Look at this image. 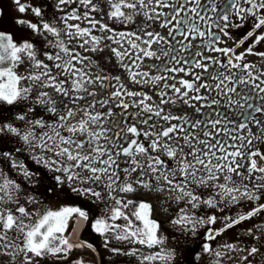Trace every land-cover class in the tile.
<instances>
[{"label": "snow or ice", "instance_id": "1", "mask_svg": "<svg viewBox=\"0 0 264 264\" xmlns=\"http://www.w3.org/2000/svg\"><path fill=\"white\" fill-rule=\"evenodd\" d=\"M68 0H60V3H67ZM85 6L93 3V0H80ZM137 3L142 8H146L144 0H137L136 3L133 0H114L110 3V11L108 15L112 18L123 19L124 22H132L133 16L126 13L122 9H135ZM210 7L201 4V0H184V3L178 4L176 2H170V0H155V5L151 9V13L145 12L147 19H158L161 15L165 16L162 23V27H168V37L161 35L155 31H146L145 27L138 29L140 35L136 32L119 33L121 39H126L131 49H125L123 52L112 49L113 52L119 58L125 56L129 57L130 63L124 65L128 70L129 76L133 82H147L151 80L153 82L164 81L160 86L158 95L161 97L159 101L155 102V107L146 101L152 100L151 96L145 93L128 91L125 85L118 84L114 87V90L110 96L104 100L96 101V92L89 91L87 85L99 84L101 89L107 87L104 83L108 79L120 80V77H107L103 72H98L94 76L89 75L82 69L75 67L76 63H83V58L73 47H69L71 38L75 37H89L90 39H84V44L91 43L95 50V45L99 42L100 37L92 36L91 29L81 28L80 25H67L68 29L75 28V32L63 31V36L69 38L65 40L62 37V29L55 27L50 23H43L42 26L31 21L20 19L18 24H26L34 33H40L42 30L51 33L57 37V40L52 45L59 49L55 54L45 53L47 59L53 61L50 66L45 64L42 60L37 59L34 45L27 39L17 43L9 33L0 32V101L7 103L8 105L15 104L18 100L26 99V94L31 91L28 87H20V83L23 80L38 81V87L41 88H53L57 93H60L65 99L59 102L62 111L56 107L57 101L51 98L49 92H41L37 95L36 99L41 104L47 105V110L57 116V120L53 124L46 123L44 120H30L29 123L33 126L39 125L40 128L46 129L40 134H35L31 128L26 130L23 134L20 131L8 124L0 127V132L8 131L15 133L17 136L32 145L33 147H39L43 151L52 153V157L45 159L44 157H38L37 162H42L46 167L55 166V171H60L63 176H57L54 179L57 182H63L66 178L68 181L73 179L79 180L81 183L95 184L103 181L106 187L109 189V196L114 202L111 208V220L124 216L128 220L127 226L122 229V234L117 235V239L127 240L132 239L135 242L146 245L151 248L156 244L163 241V237L157 234L160 227L159 223L150 219L151 205L146 202H140L137 210L132 214L136 220L142 222V227H135L133 221L122 212V208L126 205L117 196L111 195L112 191L118 190L119 192H132L135 191L133 183L128 182L127 179H121L120 172L130 175L132 172L141 170V175L135 181L136 184L145 188H150L151 176L155 175L156 179H163L170 190H176L181 193L182 198L188 197L189 203L196 207V202L201 197L194 195L192 191L187 190L191 185H206L215 187L218 191L216 193L221 199L228 197L231 202L238 201V195H242L249 200H257L259 196L256 192L260 188H264V185H253L251 189L244 185L245 191L241 193L240 187L232 180L227 173H234L237 176H242L245 180L251 179V173L253 171L264 173V166L258 167L257 161L253 157L260 156L264 160V153L259 151L249 150L247 153L241 151L242 148L249 149L252 145V139L264 138V119H257L256 114H264V80H261L259 84L255 83L259 80V76H254L250 69L252 65L244 64L243 66L236 61H242L244 55H235L230 48H214L212 46V34L210 32L201 31L199 22L213 21V26L224 31L227 35L225 28L228 27L230 21V14L234 13L240 19H244L241 13H248L251 15L256 14V10L264 9V0H260L259 3H255L254 0H246V3L250 4V8H244L241 5V0H233L230 5L229 13L219 18L225 21L224 25L216 24L215 17L209 16L208 13L212 12L218 14L217 5L215 0H209ZM15 4L18 6V11L24 13L29 7L21 3V0H15ZM193 5L191 8L187 5ZM178 5V6H177ZM158 7H171L172 12L170 14L159 13L156 11ZM32 12L36 16L41 15V9L38 7H32ZM92 11H96V6L93 5ZM183 13V16L181 15ZM87 17V13L84 14ZM71 19H81L80 16L73 13ZM197 18H199L197 20ZM67 17L65 18V20ZM92 28H95L96 24L100 23L94 18L89 21ZM264 26V17H258L254 28L259 29ZM102 31L112 30L107 25L101 24ZM247 36L253 35L252 32L246 34ZM148 37V39H144ZM169 37L171 39H169ZM177 37H183V40H178ZM207 38L208 44L206 45L210 50L221 52L228 57L227 62H222L210 56H203L202 51H196L191 59L179 58L181 51L187 50L191 45L187 43L189 39ZM105 39H112L113 37H104ZM216 40L219 37H215ZM264 40V32L257 35L256 42ZM115 42L120 43V40ZM154 43H167L169 48H161L158 51L164 56L169 57V63L188 64L190 67L200 68L204 72H208V80L215 81V83H199L202 77L197 74L193 77L192 81L180 79L177 81L184 89L176 87L175 84L167 83L168 80H175L176 76L156 75L151 76L149 72L134 71V68H139L143 61V58H157L159 56L156 51L152 50ZM248 53L252 52V48L249 47L246 50ZM259 55L264 56V53ZM23 56H27L29 60L33 62L35 69L43 68V72H31L28 76H22L17 74L15 68L22 63ZM202 57V59H197ZM90 63H94L91 62ZM216 68L215 74L209 71V65ZM150 68L157 71L173 74L185 72L191 75V72H186L184 67H168L166 65L157 66L150 65ZM223 68L224 71H220ZM239 69V74L234 73L231 69ZM53 69H59L60 71L55 73ZM65 77V79H60ZM140 77V80H137ZM67 85V87H65ZM247 86V91L243 88L238 91L241 86ZM171 89L180 99L184 100V103L189 101H207V104L202 107L220 106L221 108L227 107L229 109H235L234 119L228 116L226 112H216L213 115L218 118H213L208 121L196 120L190 122L187 116H177L173 113L162 115L165 111L163 105L169 103H175V101L168 97L167 90ZM201 89H205L208 92H215L220 99L216 97L209 98L208 96H202L199 93ZM80 92H87L89 96L93 97V101L89 105H80L79 109L73 106L77 100L83 99V97L76 95ZM190 92L196 93V95L189 96ZM140 96V100H128L125 101V97ZM41 97H49L47 101L41 99ZM165 97H168L165 99ZM120 98L117 107H122L127 110L130 105H134L140 108L142 112L148 113L147 119L141 121L142 124L148 126V132L141 133L135 125H126L120 127L118 122H114L113 127L120 128V132L124 133V141L127 144L125 147L123 144L117 145L116 140L120 139V132L115 133V138H111L107 135L109 129L104 127L101 121H107V118L112 115L111 109L107 113H101L95 111V103L108 104L111 100ZM221 100L224 101L221 104ZM259 100V103L257 102ZM31 110V109H29ZM198 111V110H197ZM79 112H83L80 116ZM131 115H139L134 113ZM159 117L168 122L169 126L161 127L159 124H152V117ZM227 117V118H226ZM18 119L24 120V115H19ZM178 120L180 123L173 124L171 121ZM255 122L256 126L260 129V136L256 137L249 129V137L246 138L239 135H234V132L242 131L248 127V124ZM185 124L188 125L185 128ZM232 124V127H229ZM203 125V127H201ZM219 126V127H218ZM157 129L156 131H151ZM199 129V134L195 131ZM64 133H67L65 135ZM143 135L148 137L151 135L153 139L150 144L145 147L143 143L139 141V137ZM204 137V138H201ZM227 136L228 139H223ZM82 137V138H81ZM135 137V138H132ZM35 141V144H33ZM105 141L106 143H102ZM163 141V143H161ZM233 141V143H229ZM240 141L239 144L234 143ZM109 143L111 147H109ZM118 149L113 152V149ZM230 149H233L230 151ZM153 152L160 153V155H152ZM137 154H144L146 156L145 161H138L135 159ZM249 158V166L246 171L249 175L245 176L244 173L238 171L243 164L237 161L239 157L241 161L244 155ZM161 155L168 159H162ZM123 156L127 159L120 160ZM171 161V164H169ZM129 167H121L122 164H129ZM134 165V167H133ZM148 172L150 180L145 181L143 175ZM25 171V175H27ZM223 175V183H217L209 185L210 181H218ZM258 179H264V176L257 177ZM14 184L11 180H4L0 185V192L7 193V190ZM116 185V188H113ZM18 187V186H16ZM73 191L80 192L85 195L101 197V192L96 191L94 188H77ZM210 206H215L217 201L210 198L204 201ZM132 203V201H128ZM18 211L21 216H29L30 213L26 211L23 206H18ZM264 211V205H260L254 208L246 216H241L239 219L250 218L256 215L257 212ZM78 212L79 215L87 218L86 213L78 208L65 207L61 211H48L41 216L34 224H23L22 221L18 222L17 218L11 211L0 212V231L11 230L16 228L23 236L20 250L26 253H31L33 256L42 257L45 254L57 255L64 253L72 249V245L68 243L67 239L63 238V233L66 229L67 221L71 213ZM189 219L188 217L181 216L180 219L173 221L174 223H182ZM215 217H210L209 222H215ZM239 220H233L231 224L226 227H231L232 224L238 223ZM95 231L101 235L105 232L113 229L115 225H111L104 218L95 220L93 225ZM209 239H213L214 235L210 231L208 234ZM0 239L6 240V236H0ZM90 246V245H89ZM9 247V246H5ZM225 247L233 248V245H225ZM205 250H210L207 244L204 245ZM114 251H117L114 249ZM249 254H255L258 249L253 247L248 250ZM127 254V253H126ZM217 256L220 253L216 254ZM171 258V253L165 254H149L143 257L144 261L167 260ZM247 259V257H244ZM27 264H31V257H25Z\"/></svg>", "mask_w": 264, "mask_h": 264}, {"label": "rangeland", "instance_id": "2", "mask_svg": "<svg viewBox=\"0 0 264 264\" xmlns=\"http://www.w3.org/2000/svg\"><path fill=\"white\" fill-rule=\"evenodd\" d=\"M111 2H114V0H93L92 4L85 6L80 2V0H68L67 3L63 4L60 3V0H21V3L29 6L24 13H21L18 11V6L15 4V0H0V32L11 34L14 41H16L17 43L21 42L24 39L29 40L34 45L37 59L42 60L45 64L51 66L53 64V61L48 60L45 53L55 54L57 51H59V49L52 46L57 40V37L43 30L40 33H34L30 28H28L26 24L21 25L18 24L17 21L20 19H24L41 26L43 23H50L55 27L62 29V36L63 31H71L73 33L75 32V28L68 29L67 25H80L81 28L91 29V35L100 37V39L99 42L95 45V50H92L93 45L91 43L84 44L83 47H80V45L83 44L84 39H90L89 37H75L70 39V43L68 44V46L73 47L74 50L78 52L83 58V63H76L75 67L82 69L84 72L92 76H94L98 72H103L107 77L111 76L109 74L110 71H117L119 69H122L124 71L123 74H125L127 77L126 82H131L136 86L150 87L154 83H161L162 81L153 82L151 80L140 83L133 82L129 76L128 70L124 67V65H128L130 63L129 57L125 56L121 59L117 57L112 49H117L121 52H123L125 49H129V51H131L127 40L121 39V37L118 35L121 32L128 33L130 31V27L131 29H133V32L137 33V35H140L138 29L140 27H145L146 31H155L167 37L169 28L161 26L165 19V16L161 15L158 19H147L145 16V12L147 11L149 12V14H152L151 9L155 5V0H144L145 5H147L146 8H142L139 3H137L135 9H122L126 13H129L133 16L132 22H124L123 19L110 17L108 15V12H106L108 10H111ZM133 2L136 3L137 0H133ZM170 2H176V0H170ZM182 3L183 0H178V4ZM93 5L96 6V11L91 10ZM32 7H38L41 9V15L39 17L32 12ZM156 11L159 13L170 14L172 12V8L158 7L156 8ZM73 13H75V15L77 16H80L81 19H71L70 17ZM85 13H87V17H85ZM66 17L67 19L65 20ZM93 18L100 22L96 24L95 28H92V25L89 22ZM138 18H142L143 20H139ZM137 21H141L140 24H136ZM144 23L145 25H143ZM146 23L148 24V26ZM101 24L107 25V27L112 31H102L100 28ZM110 36L113 38H104ZM177 38L178 40H182V37ZM224 38L225 40L221 45L227 43V37L225 36ZM63 39L69 40V38L66 36H63ZM144 39H148V37H144ZM116 40H120V43L115 42ZM169 47L170 45L167 43H154L152 45V50L157 52L159 59L155 57H145L143 58V61L140 64L139 68H134L133 70L140 72H149L151 76L175 75L177 77L182 75L181 73H163L149 67L150 65L182 67V60L180 64H170L169 57L164 56L158 51L161 48L167 49ZM179 54L183 55L184 52L181 51ZM179 58L180 57H178V59ZM248 60H250L251 64L254 65L253 68H259V71L263 70V62H258V60L260 59L257 60L253 55L249 57ZM90 61L94 63H90ZM258 63L262 64H259L260 66H256ZM15 71L19 75L28 76L31 72H43L44 69H35L33 67V62L29 60L27 56H23L22 63H20L15 68ZM59 71V69H53L54 74ZM117 76L118 75H113L112 77ZM60 79H65V77H60ZM140 79V77H137V80ZM121 81L123 80H105L104 83L110 86L107 90L101 89L99 87V84H90L87 85V87L89 91L91 88L97 89L98 93H96L95 100L101 101L108 98L114 90L113 86L120 84ZM173 81L174 80H171L172 83ZM38 83V81L33 80H23L20 83L21 88L28 87L29 89H31V91L26 94V99L18 100L14 104L16 107H14L13 109L20 108L21 110H13V113L9 116V124L17 128L18 130L24 128L22 131H20L21 134H23L29 128H31V130L35 134H40L46 130L40 128L39 125H31L29 123L30 120L40 119L49 124H53L56 122V115L47 110L46 104H41L36 99L39 93L49 92L51 98L57 101V109L62 111L59 102L64 101L65 98L60 93H57L53 88L38 87ZM65 87H67V85H65ZM125 87L130 91L134 90L136 92L145 93L143 89L137 91V87H131L128 85V83L125 85ZM178 88H181V91H184L180 84L178 85ZM100 89L103 90L101 93H99ZM172 95V99L175 101V103H169V107L173 111H164L162 115H165L169 112L176 113L178 108L187 107L188 103H184V100L180 99L174 92ZM189 96H191L190 93ZM41 99L47 101L49 97H41ZM119 99L120 98L113 99L108 104H101L99 102L95 103V109L99 107L101 113H107L109 109H111L112 111V115L107 118L106 122L101 121V123L104 124V127L109 129L107 135L111 138H115V133L118 132L117 129H112L110 121L114 119V115L118 113L115 103ZM124 99L126 101L127 97H125ZM140 99V96H136L131 100L138 101ZM23 100L29 102L27 106H25V102ZM146 102L150 103V101ZM2 103L5 102L0 101V106H3L1 105ZM73 106L79 109L78 105ZM120 109L123 108L120 107ZM19 115H24L25 119H18ZM79 115L82 116L83 112H79ZM157 118L160 119L159 117ZM3 126L5 125L2 123V120H0V127ZM6 133L7 131L0 132V137L5 135ZM64 134L67 135V133ZM17 138L20 139V136H18ZM121 139L122 136H120V139H117L116 142H120ZM150 139L152 140L153 137L151 136ZM101 142L106 143L105 141ZM161 143H163V141H161ZM33 144H35V141H33ZM109 147H111L110 143ZM33 149L37 150V147H34ZM114 151L115 148L113 149V152ZM255 151L258 150L256 149ZM42 153H45V155L52 154L48 151H43ZM156 155H160V153H157ZM161 158L165 160L168 159L163 155H161ZM259 158L260 156L253 157V159L257 161V166L259 165L258 167H260L263 163V160H259ZM135 159L143 162L146 160V156L144 154H137L135 156ZM169 162L171 163V161ZM129 166L130 163L127 167ZM140 175V169H137V171L130 174L132 178L136 177L135 180L137 179V176ZM260 176L262 175L259 173L258 177ZM143 179L145 181L150 180V175L148 172L144 173ZM239 183H241L242 185H249V183L251 182H244L242 180H239L238 184ZM256 183L263 184L264 179L257 178ZM150 185V188H145L139 184H136L135 187L137 188V192L135 193V191H132L131 193H133L134 196L138 194L140 197H128L125 201H123V203L126 205V207H123V210L125 209L124 214L131 219V217L133 216L132 214L137 210L138 204L140 202H146L151 205L150 219L155 220L159 223L160 227L157 234L163 237V241L149 248L146 245L139 244L132 239H117V235L122 234V229H124L128 224V220L123 217L119 218L120 224L118 227L110 229L104 235V242L107 244V248L102 250V252L105 255L115 258H126L130 261L129 264H168L174 259L184 262L182 258L185 257L186 250L192 248L191 253L194 252L192 263L194 264H264V211H259L256 213V215L251 216L250 218L243 219L239 223H234L231 227H226L228 224H231L233 220H238L241 216H246L254 208H257L258 205H263L264 197H259V199L257 200H249L248 198L237 194L239 197L238 201L231 202L228 197H225L224 199H221L219 196L209 197V193L211 192L212 187L207 186L209 192L207 193V195L201 197V199L196 202V207H193V204L188 202V197L184 196L178 199V197H181V193L176 190H170L169 186L162 178L157 180L155 175H152ZM209 185L211 184L209 183ZM249 189H251V187ZM187 190L192 191L193 194L197 196H203V194L205 193L204 189L199 185H191ZM137 198H139L140 200L137 201ZM210 198H213L217 201L215 206H210L204 202ZM128 201H132V203L129 204ZM2 204L4 205V207H7L5 203ZM181 216L188 217L189 219L179 224L173 222L180 219ZM213 216L216 218L215 222H209V218ZM15 217L17 218L18 222L21 221V214L18 213ZM138 222L140 221L136 220L134 217L133 225L135 227H142V222L140 226L138 225ZM210 231L214 235L213 239L208 238V234ZM15 232L16 230L14 231V237L20 236V234ZM205 244L209 246L210 250H205ZM225 245H233L234 249L225 247ZM253 247L257 248L258 251L255 254L250 255L248 250ZM18 248L19 246L14 243L13 248L9 250L12 251L13 254L12 256H7V259L16 260V257L19 254ZM114 249H116L117 251L113 252ZM9 251H7V253H9ZM157 253H160L162 255L165 253H171V258L167 260L157 259L155 261L143 260V257L145 255H154ZM217 253H220V255L217 256ZM90 257L91 258H88L86 261H84L85 264H94V261L92 259L93 255H91ZM244 257H247V259H244ZM7 264H9V262H7ZM13 264H16V261H14Z\"/></svg>", "mask_w": 264, "mask_h": 264}, {"label": "flooded vegetation", "instance_id": "3", "mask_svg": "<svg viewBox=\"0 0 264 264\" xmlns=\"http://www.w3.org/2000/svg\"><path fill=\"white\" fill-rule=\"evenodd\" d=\"M233 2V0H215V3L217 5V11L218 14H214L212 12H209V16L215 17V23L224 25L225 21L220 19V16H223L225 14H230L229 9L230 5ZM255 3H259L260 0H254ZM184 3V0H183ZM201 4L205 6H211L209 3V0H201ZM241 5L244 8H250L251 5L246 3V0H241ZM193 5L189 4L187 7L191 8ZM106 12H109L106 11ZM182 15V13H181ZM241 16L244 17V19H240L238 16H236L234 13L230 14V21L228 22V27L225 28V31L227 32V35L224 34V31H220L219 28L213 26V21H207L205 22H199V27L201 31L210 32L212 34V46L214 48H230L233 50L235 55H244V59L242 61H236L237 63H240L242 66L244 64L252 65L251 61L248 60L249 57L255 56L256 59H260L259 61H262L264 64V56L259 55L260 53H264V40L259 41V43L256 42L257 35L261 32H264V26H261V28L256 29L254 28V25L257 22L258 17H264V9L256 10L255 15H251L248 13H241ZM139 19V18H138ZM199 18H197L198 20ZM139 20H143L142 18ZM141 21H137L136 24H140ZM147 24V23H146ZM145 25V23L143 24ZM148 26V24H147ZM133 28V27H132ZM133 32V29L130 27V31ZM252 32L253 35L247 36L246 34ZM227 37V43L223 44L225 38ZM168 37V35H167ZM215 37H219L218 40L215 39ZM169 39H171L169 37ZM178 39V38H177ZM183 40V37H182ZM207 38H199L196 39H189L187 43L191 45L187 50L183 51L184 54H179L180 58H187L191 59L193 54L196 51H202L203 56H210L215 59H218L222 62H227L228 57L225 56L221 52H216L210 50L206 45L208 44ZM251 47L252 52L248 53L246 50ZM197 59H202V57H197ZM182 64L186 72L190 71L191 75L186 74L185 72H180L182 75L177 76L176 79L171 82V79L167 81L169 84H175L176 87H178L179 83H177L178 80L184 79L188 81H192L193 77L197 74H199L202 79L199 83H215V81H209L208 80V72H204L200 68L190 67L188 64L183 63ZM258 63L256 66H260ZM254 66V65H252ZM209 71L213 72L215 74L216 68L209 65ZM220 71H224L223 68L220 69ZM232 72L239 74V69H231ZM250 71H252L254 76H259L260 79L256 80L255 83L259 84L261 80H264V68L263 70L259 71V68H251ZM124 71L122 69H119L117 71H110L109 74L112 77L113 75H118L117 77H120L123 81H121L120 84L126 85L128 83L131 87H137L138 90H144L145 94L152 97V100H149L153 107H155V102L159 101L161 97L158 95L160 91V86L164 81L161 83H154L150 87H142V86H136L132 84L131 82H126L127 77L125 74H123ZM116 85V84H115ZM181 86V85H180ZM264 87V85H261ZM110 86L107 85V87L103 88L104 90H107ZM243 88L245 91H247V86L241 85L237 90L240 91V89ZM97 89L91 88V92L98 93ZM130 91L129 89H127ZM103 90H99V93H101ZM134 91V90H133ZM168 97L172 98V90L168 89ZM202 96H208L209 98L216 97L217 99H220L219 96L215 92H208L205 89H201V92L199 93ZM76 95L83 97V99L77 100L75 105H89L93 101V97L89 96L88 93H77ZM190 95H196L194 92H190ZM107 96V94H106ZM168 97H165L167 99ZM133 97H127V100H131ZM25 102V106L28 105L29 102L23 100ZM259 103V100H257ZM118 103V101L115 103ZM224 101L221 100V104H223ZM22 104V103H21ZM207 104V101L201 100V101H189L187 104V107H180L177 109L176 113H173L177 116H187L188 120L190 122H195L196 120L201 121H208L215 117L213 114L216 112H226L228 113L229 117H234V111L235 109H229L227 107L221 108L220 106H213V107H202V105ZM0 106V120H2V123L4 125L9 124V116L13 113V110H21L20 108L16 107L14 104L8 105L6 103H2ZM113 105V104H112ZM165 111H173L169 104L162 106ZM101 112L99 107L95 109V111ZM118 113L114 115V119L110 121V125L112 129H117L118 132H120V128L113 127L114 122H118L120 124V127H125L126 125H135L141 133L150 131L148 126L145 124H142L141 121L144 119H147L149 114L142 112L140 108L135 107L134 105L129 106L127 110L120 109V107H117ZM198 110V111H197ZM134 113H138L139 115H131ZM168 114V113H167ZM166 115V114H165ZM257 119H264V114L257 113L256 114ZM227 118V117H226ZM57 120V116L55 117ZM55 120V121H56ZM152 124H159L161 127H167L169 126L168 122L164 121L163 119H158L157 117L153 116L151 119ZM173 124H178L180 121L173 120L171 121ZM185 128L188 127L187 124L184 125ZM232 124H229V127H232ZM203 127V125H201ZM219 127V126H218ZM24 129V128H23ZM23 129L19 130L22 131ZM249 129H251V132L254 134V136L259 137L260 136V129L256 126L255 122H251L248 124V127L244 128L242 131L234 132V135L243 136L246 138H252L249 137ZM157 129H152L151 131H156ZM199 134V129L195 130ZM120 136H122V139L120 142H116L117 145L123 144L125 147L127 144L124 141V133L120 132ZM18 136L15 133L10 134V132L7 131V133L0 137V185L3 184L4 180H11L14 182V184L7 190V193L0 192V212L4 211H11L14 216L18 214L19 212L16 211L18 206H23L28 213H30L29 216H22L20 217L23 224H34L41 216H43L48 211H61L65 207H71V208H78L86 213L87 216V225L86 229L80 239V243L74 247L70 251H67L66 255L64 253H60L57 255L52 254H45L42 257H36L33 256L31 253H26L19 249V254L16 257V260L13 259H7V256H12V251H9L11 248H13V244H17L18 246L21 245V242L23 240L22 234L14 228L11 230L6 231H0V236H6L7 239H0V264H13L14 261H16V264H27L25 261V257H31V264H85L84 261H86L88 258H91L90 256L93 255V252L87 248V245H91L95 249L101 252V258H100V264H129V260L126 258H115L105 255L102 250L107 248V244L104 242V235L106 232L101 235L97 233L93 227L95 220L104 218L108 221L109 224L119 226V218H123L124 216H121L117 218L116 220H111V208L113 207L114 202L109 196V189L106 187L105 183L103 181L97 182L95 184L91 183H81L77 179H73L72 181H68L66 178L63 180V182H57L54 178L57 176H63V173L60 171H55V166L52 167H46L42 162L38 163L37 158L38 157H44L45 159L52 157V154L45 155L43 154V150L41 148L37 147L36 149H33L34 147L32 145H29L26 143L20 136V139L17 138ZM151 135L148 137H144L141 135L138 139L141 143L147 147L150 142ZM135 138V137H132ZM201 138H204L201 136ZM223 139L227 140L228 137L224 136ZM229 143H233V141H229ZM234 143L239 144L240 141H235ZM258 150L260 153H264V138L260 139H252V145L249 147V149L242 148L241 151L244 153H247L249 150ZM118 149H115L117 151ZM233 149H230V151ZM114 151V152H115ZM153 155H156V152L152 153ZM121 161L125 160L127 158L121 156L119 158ZM237 161L242 163L243 166L238 170L241 173H244L245 176L249 175V173L246 171V169L249 166V158L245 154L243 157V160L238 157ZM170 163V162H169ZM171 164V163H170ZM128 164H122L121 167H127ZM263 166H264V160H263ZM25 171H27V175H25ZM227 175H230L232 177V180L236 183L237 186L240 187L241 192L245 191L244 185L241 183L238 184L239 180H242L244 182H251L249 185L252 188V186L255 184L253 183L258 175L259 172L253 171L251 173V179L245 180L242 176H237L234 173H227ZM119 176L121 179H127L128 182L133 183V187L135 188V193L137 192V188L135 187L136 183L135 178H132L130 175L125 174L123 172L119 173ZM139 176H137L138 178ZM223 175H221L220 180L218 181H210L209 183L217 184V183H223ZM255 185H264L263 184H255ZM18 186V187H16ZM201 188L204 189L205 193L204 197L209 192L206 185H199ZM248 187V188H250ZM83 189V188H94L96 191L101 192V197L97 198L95 196L91 195H85L77 191H73V189ZM113 188H116V185H113ZM210 188V187H209ZM217 189L215 187H212L211 192L209 193V197H215L217 196ZM261 192V193H260ZM111 195L117 196L121 201H125L128 197H140L138 194L134 196L131 192H119L118 190L112 191ZM257 196L264 197V188H260L257 193ZM87 197V198H86ZM244 197V196H243ZM140 199L137 198V201ZM2 203H5L7 207H4ZM125 210V209H124ZM122 208V212L125 213V211ZM71 213L69 215L66 229L63 233V238L65 239L66 235L70 233L71 225L73 221L75 220L76 216L79 215L78 213ZM20 214V213H19ZM131 220H134V216L131 217ZM140 223V222H138ZM15 233L20 234V236L14 237V231ZM71 238V237H70ZM9 247H5V246ZM9 251V253H7ZM114 252V250H113ZM93 261L94 264H97V259L93 255Z\"/></svg>", "mask_w": 264, "mask_h": 264}, {"label": "bare ground", "instance_id": "4", "mask_svg": "<svg viewBox=\"0 0 264 264\" xmlns=\"http://www.w3.org/2000/svg\"><path fill=\"white\" fill-rule=\"evenodd\" d=\"M79 214V213H78ZM85 224V217L81 215H77L75 220L73 221L71 225V230H70V237L72 242H77L79 241V235L83 229V226Z\"/></svg>", "mask_w": 264, "mask_h": 264}, {"label": "trees", "instance_id": "5", "mask_svg": "<svg viewBox=\"0 0 264 264\" xmlns=\"http://www.w3.org/2000/svg\"><path fill=\"white\" fill-rule=\"evenodd\" d=\"M192 248H189V250H186V255L183 259L184 262H180L179 260L172 261L168 264H182V263H187V264H194L193 262V256L194 252L191 253Z\"/></svg>", "mask_w": 264, "mask_h": 264}]
</instances>
